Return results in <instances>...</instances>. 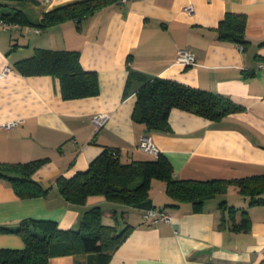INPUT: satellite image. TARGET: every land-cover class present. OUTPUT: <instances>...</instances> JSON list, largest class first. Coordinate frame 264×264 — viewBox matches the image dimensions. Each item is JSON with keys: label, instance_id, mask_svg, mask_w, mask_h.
Segmentation results:
<instances>
[{"label": "crops", "instance_id": "crops-1", "mask_svg": "<svg viewBox=\"0 0 264 264\" xmlns=\"http://www.w3.org/2000/svg\"><path fill=\"white\" fill-rule=\"evenodd\" d=\"M76 1L0 0V12L19 10L26 19L15 28L0 26V164L41 159L30 178L46 189L24 196L0 176V226L14 230L31 218L78 230L83 213L99 207L103 224L128 228L104 264H264V202L250 204L234 183L195 209L168 197L165 182L153 178L149 199L171 217L156 224L145 221L144 210L103 195L66 200L56 183L59 176L85 171L105 147L118 149L123 162L155 158L137 148L141 135H149L169 160L175 179L264 174V68H256L264 59V0H117L80 20L40 26L45 12ZM227 13L244 18V45L219 38ZM181 48L193 53L194 64L176 61ZM35 49L78 51L81 67L97 73L98 94L65 99L57 77L23 74L16 62ZM133 73L220 94L242 108L216 120L172 108L169 131H149L132 116ZM98 113L108 118L95 128L91 118ZM10 121L18 124L4 128ZM221 202L245 208L250 228L237 231L223 223L228 214ZM0 248L21 249L23 242L15 233H0ZM76 257L87 264L91 255L74 256L72 264ZM49 264L66 263L51 258Z\"/></svg>", "mask_w": 264, "mask_h": 264}, {"label": "trees", "instance_id": "trees-1", "mask_svg": "<svg viewBox=\"0 0 264 264\" xmlns=\"http://www.w3.org/2000/svg\"><path fill=\"white\" fill-rule=\"evenodd\" d=\"M117 0H80L45 12L40 26H49L67 18L80 20L99 8ZM0 19L26 24L19 10L0 12ZM244 18L227 13L217 27L219 38L235 41L241 45L244 38ZM23 74H49L58 78L61 95L65 99L87 97L98 94V76L94 71L84 70L79 63L78 51L35 49L34 53L16 62ZM134 91L132 116L142 122L149 131H169L168 116L172 108L194 112L206 119L216 120L227 113L240 110L228 98L192 87L178 81L163 78H147L131 74L129 80ZM42 160L17 164H0V176L8 178L16 192L24 196L44 194L39 183L30 176ZM16 173L12 176L6 173ZM153 178L165 182V193L177 202L189 201L198 209L205 199L222 192L231 182L238 192L250 197V204L264 202V174L231 180H192L173 178L169 160L158 153L153 159L121 161L116 148L105 147L92 160L85 171L71 177L56 179L61 195L69 201L81 202L89 195H103L133 206L149 199ZM221 208L227 211L222 221L233 230L247 231L251 220L245 208H234L225 202ZM99 207L86 210L78 230L60 229L57 222L43 219H23L16 229L0 226V233H15L23 248H0V264H49L51 258H61L72 264L74 256L91 255L87 264H104L119 243L125 238L128 228L117 231L115 226L102 223Z\"/></svg>", "mask_w": 264, "mask_h": 264}, {"label": "built area", "instance_id": "built-area-1", "mask_svg": "<svg viewBox=\"0 0 264 264\" xmlns=\"http://www.w3.org/2000/svg\"><path fill=\"white\" fill-rule=\"evenodd\" d=\"M187 11H191L192 8L190 6L186 7ZM18 23L16 22H7L5 20L0 19V26L4 28L18 27ZM35 32H39V28H34ZM176 61L183 65H191L195 63V58L193 53L189 49L181 48L177 50L176 53ZM256 68H264V59H261L257 62ZM9 67H4L2 73H6L9 71ZM108 116L104 113H98L91 118L92 124L95 128L101 127L107 120ZM18 124V121H10L3 125L4 128L9 129ZM137 148L144 152H148L154 155L158 154V149L152 142V139L149 135H141L138 140ZM170 215L164 211L163 209L151 208L149 210L144 211V219L145 221H150L152 224H156L160 221L169 222Z\"/></svg>", "mask_w": 264, "mask_h": 264}, {"label": "water", "instance_id": "water-1", "mask_svg": "<svg viewBox=\"0 0 264 264\" xmlns=\"http://www.w3.org/2000/svg\"><path fill=\"white\" fill-rule=\"evenodd\" d=\"M33 1H35V0H33ZM133 207L137 208V209L144 210V211L149 210L151 208H154L152 205L151 199H147V200L141 201L139 203H135V204H133Z\"/></svg>", "mask_w": 264, "mask_h": 264}, {"label": "rangeland", "instance_id": "rangeland-1", "mask_svg": "<svg viewBox=\"0 0 264 264\" xmlns=\"http://www.w3.org/2000/svg\"><path fill=\"white\" fill-rule=\"evenodd\" d=\"M80 258H83V257H80ZM79 260L80 259L78 257H76L74 264H79V262H80Z\"/></svg>", "mask_w": 264, "mask_h": 264}]
</instances>
